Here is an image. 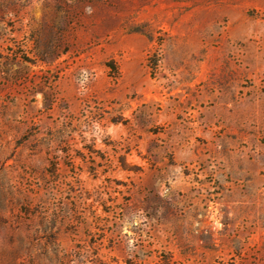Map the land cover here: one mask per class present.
Masks as SVG:
<instances>
[{
	"label": "rangeland",
	"instance_id": "obj_1",
	"mask_svg": "<svg viewBox=\"0 0 264 264\" xmlns=\"http://www.w3.org/2000/svg\"><path fill=\"white\" fill-rule=\"evenodd\" d=\"M0 264H264V0H0Z\"/></svg>",
	"mask_w": 264,
	"mask_h": 264
},
{
	"label": "trees",
	"instance_id": "obj_2",
	"mask_svg": "<svg viewBox=\"0 0 264 264\" xmlns=\"http://www.w3.org/2000/svg\"><path fill=\"white\" fill-rule=\"evenodd\" d=\"M108 65L110 66L112 70L117 71V66L114 61H110Z\"/></svg>",
	"mask_w": 264,
	"mask_h": 264
}]
</instances>
